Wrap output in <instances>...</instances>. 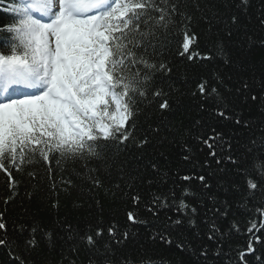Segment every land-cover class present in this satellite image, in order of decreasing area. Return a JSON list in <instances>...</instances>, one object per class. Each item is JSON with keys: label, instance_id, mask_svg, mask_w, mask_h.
<instances>
[{"label": "trees", "instance_id": "16d2710c", "mask_svg": "<svg viewBox=\"0 0 264 264\" xmlns=\"http://www.w3.org/2000/svg\"><path fill=\"white\" fill-rule=\"evenodd\" d=\"M12 2L0 0V24L9 23L12 14L7 9ZM178 2L180 10L191 16L190 21H184L187 27L165 30L157 27L155 20H146L138 29L128 33L129 50L134 49L139 57L144 54L140 46L151 42L156 46L155 52L149 46L147 57H153L157 64L164 63L166 68L171 69L170 72L153 73L157 87L165 95L157 99L149 93L133 117L131 123L134 127L130 131L134 135L126 142V147L117 143L111 149L112 155L123 152L130 161V171L138 173L134 184L121 180L116 174L102 171L98 177L101 183L95 185L87 170H83L81 175L79 165L73 168L70 162L58 164L55 154L50 165L37 156L33 163L23 165V170L13 169L14 184H10L9 178L0 173V213L8 225L9 237L19 235L21 226L25 234L36 229L37 246L23 253L30 264H61L63 255H71L68 252L71 241L65 229L67 225L71 226V235L76 242L81 236L94 234L96 228L103 227L105 233L100 238L103 243L109 240L107 228L115 224L121 233H130L124 244L116 246L118 253H131L136 258L143 256L146 261L151 258L150 264H236L237 252L246 247L250 236L264 239V228L259 223L264 221V216L255 211V205L264 201L260 190L249 203L244 192H225L220 187L222 182L245 187L244 177L234 165L225 162L217 166L213 161L211 169H205L199 164L194 167L193 162L182 159L184 144L195 150V161L211 159L206 155L208 148L198 144L195 137L215 133L222 135L225 149L228 143L232 144V154L241 160L242 167L253 157L264 155V147L261 146V132L264 130V24L261 23L264 19V0H248L246 6L241 4V0ZM233 16L237 18L235 24L231 22ZM185 31L194 37L189 49L190 53H194L191 60L188 59L189 53L180 54L183 52L180 43ZM7 35L0 32V48L7 47L4 40ZM221 48L223 55L219 53ZM205 56L211 58H202ZM205 81L209 89L212 86L219 89L222 99L199 94L197 85ZM245 83L247 89L243 88ZM252 95L258 99L253 101ZM164 99L168 100L170 108L161 110L158 103ZM218 108L232 119L217 115ZM236 117L247 121L250 127L237 125ZM155 127L160 128L159 134L150 131ZM145 136L148 143L138 147L137 142ZM254 139V151L245 156L247 148L242 146H252ZM227 154L225 151L220 155ZM153 165L158 171L153 170ZM219 167H223L224 171H219ZM210 171L214 174L209 175ZM200 174L208 176L212 185L210 191L203 190L196 179H179L182 175ZM91 175L96 173L93 171ZM178 186L190 189L188 202L199 212L195 217V228L185 223L167 229L172 237V244L169 245L162 242L157 233L165 231L167 218L177 214L158 208L159 215H153L146 205L151 204L154 196L173 189L179 195L181 187ZM211 194L221 200L227 198V217H214L206 211L211 204L208 200ZM132 195L141 197L138 207L133 204ZM129 211H134L138 220L146 223L131 224L127 220ZM212 220L220 231L216 240L209 241L206 221ZM249 220L257 223V229L252 233L247 231ZM233 222L239 225V230L231 227ZM177 243H183L185 250L180 251ZM202 246L209 249L207 260L199 256ZM256 248L257 254L264 251V245L256 244ZM217 250L221 251L219 257L212 255ZM84 256L85 252L81 249L80 256L76 258L77 264L84 260ZM248 260L250 264H255L253 257L249 256ZM0 264H13L7 248H0Z\"/></svg>", "mask_w": 264, "mask_h": 264}, {"label": "snow or ice", "instance_id": "6c2138e0", "mask_svg": "<svg viewBox=\"0 0 264 264\" xmlns=\"http://www.w3.org/2000/svg\"><path fill=\"white\" fill-rule=\"evenodd\" d=\"M241 4L246 6L248 0H241ZM7 11L12 14L9 23L0 24V32L8 34L4 37L7 47L0 48V96L4 97L0 99V173L14 184L13 169L23 170L22 166L33 163L37 156L50 165L55 154L58 164L70 162L73 168L79 165L81 175L83 170H87L95 185L101 183L98 177L102 171L134 184L138 173L130 171V161L123 152L112 155L111 149L117 143L126 147V142L134 135L130 131L134 127L131 123L133 117L149 93L157 99L165 95L157 87L153 73L170 72L171 69L164 63L157 64L153 57H147L149 46L155 52L156 46L151 42L140 46L144 54L139 57L134 49L129 50L128 33L138 29L146 20H155L156 26L165 30L187 27L184 21H190L191 16L180 10L178 0H13ZM153 13L158 15L153 16ZM231 22L237 23V18L231 17ZM261 23L264 24V19ZM193 38L185 31L180 43L183 49L180 54L189 53V60L194 55L189 52ZM219 53L223 55L222 48ZM197 88L201 96L222 99L219 89L215 86L209 89L206 81L199 83ZM243 88H248L247 83ZM251 99L255 101L258 97L252 95ZM158 107L161 110L170 108L168 100L159 102ZM216 112L220 117L232 119L224 110L218 108ZM235 123L250 127L239 117L235 118ZM150 131L159 134L161 130L155 127ZM195 139L208 148L206 155L211 159L195 161V150L184 144V161L193 162L194 167L199 164L205 169H211L213 161L217 166L230 163L244 177L245 187L222 182L220 187L225 192H244L249 203L257 190L264 195V155L253 157L242 167L241 160L232 154V144L228 143L225 149L220 133L207 137L199 135ZM147 143L145 136L137 146ZM251 145L242 146L247 148L245 156L254 151L255 139ZM261 146L264 147V130L261 132ZM225 151L228 154L222 157L220 154ZM152 167L158 171L155 165ZM218 170L223 172L224 168L219 167ZM93 171L95 176L91 175ZM213 174L209 172V175ZM179 179H196L203 190L212 188L208 176L203 174L182 175ZM178 187H181L179 195L173 189L154 196L151 204L146 205L153 215H159L158 208L177 214L169 216L165 231L157 233L158 238L169 245L172 237L167 229L185 223L195 228V217L199 212L188 202L190 189ZM131 199L138 207L141 197L132 195ZM208 200L211 204L206 211L214 217H227V198L221 200L211 194ZM255 211L264 216V201L255 205ZM127 220L131 224L146 223L138 220L134 211L127 212ZM206 223L207 239L216 240L220 230L215 221ZM259 223L264 228V221ZM231 227L239 230L236 222ZM65 229L69 232L71 243L68 252L71 255H63L61 264H77L81 249L85 256L80 264H150L151 258L146 261L143 256L136 258L131 253H118L116 246L124 244L130 233H121L115 224L107 228L109 240L103 243L100 240L105 233L103 227L96 228L94 234L81 236L79 242L71 235L70 225ZM254 229H257V223L249 220L247 231L252 233ZM19 233L9 237L8 225L0 213V248L8 249L13 264H30L23 253L37 246L36 229L25 234L21 226ZM256 244L264 245V239L250 236L246 247L238 250L236 264H250L249 256L253 257L255 264H264V251L257 254ZM176 247L180 251L185 250L183 243H177ZM209 255L208 247L202 246L199 256L207 260ZM212 255L219 257L221 251L217 250Z\"/></svg>", "mask_w": 264, "mask_h": 264}]
</instances>
